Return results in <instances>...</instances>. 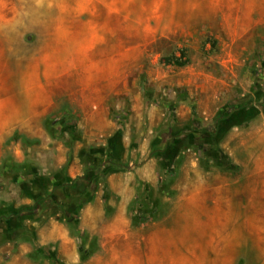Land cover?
Returning a JSON list of instances; mask_svg holds the SVG:
<instances>
[{"label": "rangeland", "instance_id": "1", "mask_svg": "<svg viewBox=\"0 0 264 264\" xmlns=\"http://www.w3.org/2000/svg\"><path fill=\"white\" fill-rule=\"evenodd\" d=\"M113 132L130 170L70 219L6 212L0 264H264V0H0L1 198L15 157Z\"/></svg>", "mask_w": 264, "mask_h": 264}, {"label": "crops", "instance_id": "2", "mask_svg": "<svg viewBox=\"0 0 264 264\" xmlns=\"http://www.w3.org/2000/svg\"><path fill=\"white\" fill-rule=\"evenodd\" d=\"M91 85V84H90ZM96 85V84H94ZM92 87H89V90ZM91 93H88V97L93 99V97L99 98L101 101H94L92 100L90 103L96 105L100 102V104L103 103V99H105V95H101V87H96L94 89H91ZM123 92H127L123 89L113 92L111 91L109 94L114 93L115 95H120ZM85 92H83L84 95ZM141 95V92H140ZM140 95H136V99L139 100L141 97ZM84 97H87V95H84ZM143 98V97H142ZM108 120L107 118H105ZM110 124L108 126L115 128V124L112 123V120H109ZM16 132V131H15ZM12 132V136H13ZM99 134V132L97 133ZM127 135L120 133L119 135L117 133L114 134L110 133L109 137L106 138V140L97 146H90L88 141L84 143V145L80 146L77 150H74V153L72 157H69V150H65L62 144L58 145L56 149L60 151L58 159L55 160L56 165L53 168L52 172H43L42 166L40 164L35 162V165H32V160L28 158L27 155L20 156L21 152V142L17 140H13L12 143L15 144V151L19 153L17 155L18 157H21L20 159H17L15 157L14 160H12V198L5 199L1 198L2 194L0 195V217H4V214L6 212L12 211V222L16 221L18 222L19 219L23 220L29 227H34L35 225H39L40 221L33 219L30 217L27 213L28 211H25V208L32 207L37 200L46 197L50 194L57 186L74 181L79 180L78 182L81 183V189L85 188V185L83 181L81 180L86 172V163L84 161L85 155L89 158H92L94 155H98L99 157H103L107 152L111 151L115 157H117L122 162H130V164H133L132 159L134 156V151L130 148V141H127ZM23 139V137H22ZM25 139V136H24ZM23 148V147H22ZM31 148V147H30ZM28 148L27 151L30 149ZM45 152V151H44ZM44 153H41L43 155ZM137 158V155H136ZM22 165V168L20 169L21 172H19L16 167L19 168L18 165ZM67 166L63 170L64 166ZM48 169L47 167H45ZM23 169V170H22ZM34 170H39L37 174H33ZM118 172L110 173L106 179L98 185V188L96 190V198H100V194L102 189L107 186H113V179L118 177ZM95 199V196H94ZM89 205V203H88ZM86 207H89L85 205ZM86 209V210H85ZM19 211V213H17ZM85 211H88L87 208H83L82 212L85 213ZM16 212V213H15ZM87 213V212H86ZM35 228V227H34ZM11 245V244H10ZM10 256H12V252H10ZM0 260L1 256H0ZM5 264H12V257H10V260H5Z\"/></svg>", "mask_w": 264, "mask_h": 264}, {"label": "trees", "instance_id": "3", "mask_svg": "<svg viewBox=\"0 0 264 264\" xmlns=\"http://www.w3.org/2000/svg\"><path fill=\"white\" fill-rule=\"evenodd\" d=\"M183 57L184 55L172 56L167 59L169 63L174 65L185 66L188 61ZM84 161L86 172L81 179L85 185L84 189H81L79 180L59 185L49 195L37 200L32 207L25 208L24 210L28 211L27 214L34 219H38L50 210H62V218L70 219L75 209H81L94 199L98 185L110 173L130 170V164L119 160L111 151L107 152L105 158L98 155H94L92 158L85 156Z\"/></svg>", "mask_w": 264, "mask_h": 264}, {"label": "bare ground", "instance_id": "4", "mask_svg": "<svg viewBox=\"0 0 264 264\" xmlns=\"http://www.w3.org/2000/svg\"><path fill=\"white\" fill-rule=\"evenodd\" d=\"M34 4H35V3H34ZM33 20H34V19H33ZM33 20H32V21H33ZM30 21H31V20H30ZM31 23H32V22H31ZM9 30H10V29H9Z\"/></svg>", "mask_w": 264, "mask_h": 264}]
</instances>
